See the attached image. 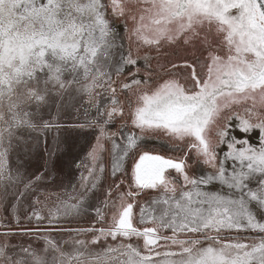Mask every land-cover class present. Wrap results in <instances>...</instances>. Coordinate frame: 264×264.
<instances>
[{
    "label": "snow or ice",
    "instance_id": "1",
    "mask_svg": "<svg viewBox=\"0 0 264 264\" xmlns=\"http://www.w3.org/2000/svg\"><path fill=\"white\" fill-rule=\"evenodd\" d=\"M72 92L96 117L45 120ZM61 127L93 129L90 163L41 191L73 146L10 153ZM0 210V264H264V0H0Z\"/></svg>",
    "mask_w": 264,
    "mask_h": 264
},
{
    "label": "rangeland",
    "instance_id": "2",
    "mask_svg": "<svg viewBox=\"0 0 264 264\" xmlns=\"http://www.w3.org/2000/svg\"><path fill=\"white\" fill-rule=\"evenodd\" d=\"M116 27L120 30L121 37H124V29H123V21H120L117 23ZM124 44L123 51L126 52L128 49V41L127 39L117 40V44L120 43ZM120 49H113L114 56L118 59L120 55ZM135 48L133 47V52L135 53ZM144 49H140V54L143 56ZM143 61H141L142 63ZM153 67H155V62H153ZM60 104L63 105V107L57 109L53 107L51 109V112L49 113L47 110L43 112V116L45 120H52L53 122L60 123L62 125H69V124H87L92 119L96 117V111L95 108H88L87 105V97L81 96L75 92H72L71 95L66 94L62 101H59ZM85 109H87V114H85ZM115 127V126H114ZM243 135V134H242ZM36 137H39V142L35 139ZM47 140L48 146L51 148L54 146V140H60V141H67L68 144L72 145V151L68 155L61 156L60 164L58 165L57 169L54 171L53 175L49 177L48 180L44 181L43 183L46 184L48 187L47 189H41V191H54L59 190L55 189L53 184V179L57 183H63L64 185H70V184H76L79 180L81 172H85L86 170L83 167H77V164H80L83 162L84 164L90 163L88 160L87 154L91 149L92 144L95 142V137L93 135V129L92 128H73V127H61L59 130L57 129H49L47 130L46 137L41 133L31 132V131H23L21 138H20V145H24L25 143L29 146L31 149L29 155L25 156L23 155L24 151H28V149H22L20 151V155L18 158V150L14 148L13 152L10 153V165L15 166L17 164H20L21 161H23V164L26 166L24 169L26 173H30L35 170V166L38 163H42L40 161L39 157L43 153L44 149V140ZM156 142L153 140H148L146 143V146L141 151H158L161 152V154L165 155H171V153H164L162 149L156 148L153 149V145ZM110 146V145H106ZM138 158V157H137ZM75 161V163H73ZM132 163L131 160L127 162L128 166H130ZM190 175L197 171L200 165H198L194 158L190 160ZM174 173V172H173ZM99 191V189H97ZM39 194V193H38ZM43 196H41V200H43ZM145 199H150V197L145 196ZM143 202V201H142ZM49 205L51 204V201L48 202ZM99 204V202H97ZM47 208H44V214L47 215ZM24 212H29V209L27 208V205L24 206L23 209H21L20 212V220L22 227H29L28 220L26 216L24 215ZM5 215V213L0 210V216ZM95 215L94 211H89L87 216H81L78 219H80L82 222L79 224L73 223L69 225L70 227L76 228V227H87L89 226V219ZM71 219V218H69ZM15 223V221H13ZM32 227H35V221H33ZM46 227L47 225H42ZM54 240L59 241L60 246L64 248L66 251L70 250L71 245L65 244L64 241L69 240V236L67 233L62 232H52L49 234ZM21 240L27 241L28 237H18L17 242H20ZM33 246L37 249L42 250L44 247V240L43 239H33ZM51 256V253L49 254V258Z\"/></svg>",
    "mask_w": 264,
    "mask_h": 264
},
{
    "label": "crops",
    "instance_id": "3",
    "mask_svg": "<svg viewBox=\"0 0 264 264\" xmlns=\"http://www.w3.org/2000/svg\"><path fill=\"white\" fill-rule=\"evenodd\" d=\"M189 163H190V161H189ZM189 170H190V168H189ZM189 173H190V171H189ZM173 175H175V173H173Z\"/></svg>",
    "mask_w": 264,
    "mask_h": 264
}]
</instances>
